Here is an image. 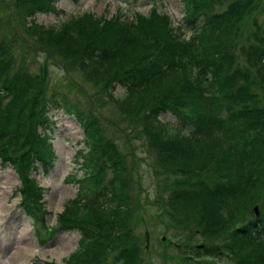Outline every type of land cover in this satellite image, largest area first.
<instances>
[{
    "label": "trees",
    "instance_id": "16d2710c",
    "mask_svg": "<svg viewBox=\"0 0 264 264\" xmlns=\"http://www.w3.org/2000/svg\"><path fill=\"white\" fill-rule=\"evenodd\" d=\"M182 1L183 14L175 25L167 13L151 7L145 15L135 12L133 18L120 9L109 18L81 11L68 24L53 29L34 17L37 13H56V0H14L31 18L26 29L37 40L27 36L29 49L24 46L25 50L39 51L46 61L34 59L37 73H28L22 65L27 66L29 57L22 55L15 66L9 43L0 39V160L15 170L21 182L18 190L23 212L44 227L42 193L29 173L35 163L43 170L51 165L45 134L51 122L48 113L52 109L64 112L79 124L84 147L75 153L80 166V176L75 179L78 192L62 206L55 225L48 230L50 235L59 229L79 232L68 264H102L112 250L116 251L114 264H134L136 249L126 239L129 222L148 203L142 202L140 207L138 201L139 207L134 206L128 164L96 113L80 108L63 92H47L53 62L65 67L76 65L88 79L101 84L107 98L125 113L137 117L142 108L147 109L139 119L158 162L170 169L202 171L210 167L218 173L214 180L221 179L223 186L211 191L214 201L203 199V189L170 190L164 203L173 214L186 219L202 203L219 202L220 213L223 210L228 222L235 223L257 202L258 214L233 231L225 249L236 256L234 264H264V97H253L255 91L264 96V43L252 60L259 78L256 88H244L243 79L240 86L253 99L249 97L244 104L240 89L233 95L221 92L223 83L235 80L226 74L231 67L225 61L226 56L231 61L226 40L260 0H229L219 10L213 8L222 0ZM52 49L64 55L63 59ZM64 73L63 78H69ZM116 85L122 93L114 97ZM181 88L186 92L180 97L182 91L176 89ZM186 109V116L191 114L192 120L182 123L175 111ZM165 111L178 119L181 127L175 126L177 131L159 123L158 116ZM225 132L229 133L226 143ZM154 195L150 203L155 206L150 208L155 211L153 216L162 217V199L156 192ZM199 214L214 220L210 232L225 229L224 213L213 217L204 209ZM205 231L200 227L201 234ZM201 252L214 256L224 253L206 245ZM211 261L203 264H216Z\"/></svg>",
    "mask_w": 264,
    "mask_h": 264
},
{
    "label": "rangeland",
    "instance_id": "374dc122",
    "mask_svg": "<svg viewBox=\"0 0 264 264\" xmlns=\"http://www.w3.org/2000/svg\"><path fill=\"white\" fill-rule=\"evenodd\" d=\"M150 1L153 2L154 11L167 13L174 25L179 22L178 19L183 14L182 0ZM228 1H220L219 4L214 5L213 9L223 8ZM54 6H56V13H37L34 17L35 21L58 29L62 23L67 22L68 24L70 18L78 15L81 11L91 12L97 17L109 18L113 12L120 8L122 13L133 18L135 12L145 15L150 7L147 0H56ZM253 7L251 12L243 16L237 30L226 40L231 52V61L227 56L225 58V61L228 62L227 66H231L226 74L228 73L235 80L233 83H223L221 88L224 95H233L236 89H240L239 94L242 95L244 104L249 97L252 99L253 97L255 99L264 97L259 95L258 91H255L253 97L246 92L248 87L255 89L259 80L255 75L252 60L264 43V40H260L264 38V0H260ZM25 15V11L18 8L14 0H0V39L7 40L9 43L10 51L15 57V66L21 56L25 55L27 58L29 57L28 64L26 67L22 65V69L28 73H37L38 63L34 62V59H39L38 62L46 60L44 54L39 51L34 49L27 53L24 48L25 46L26 49H29L26 44L27 36L32 41H37L29 36L26 27L31 18ZM11 28H14L16 32ZM53 52L59 59H63L64 55L55 50ZM50 72L52 80L47 92L50 90L63 92L80 108L96 113L102 128L119 146L118 149L128 164L127 173L131 182V185L129 182V190L135 196L134 206L141 207L142 202L148 203V205H144L146 207L143 206L141 211H136L129 222L130 235L126 239L129 241V245L136 249L134 264H203L210 263L211 260L216 264H221V262L234 264L236 256L226 252L225 247L234 237L233 231L239 228L245 220L254 216L253 205L257 204L258 207L259 204L257 202L251 204L248 209L249 214L238 219L235 223L228 222V215L222 210L221 213L225 215V229L216 232L209 231L215 226L214 220L208 219L205 215L201 216L199 212H204L205 209L215 217L218 213L221 214L218 209L219 202L202 203L186 219L173 214L170 207L164 203L170 190L178 188L184 191L190 189L198 192L203 189L206 192V197L203 199L214 201L215 195L211 191L218 190V188L220 190L223 186L221 179L214 180L218 173L210 167L202 171L196 168L181 170L175 167L170 169L161 164L142 131L139 114L144 113L147 109L142 108L137 117L120 110L115 103L107 98L102 85L88 79L83 72L81 73L77 69L76 65L67 64V67L63 65L57 67L51 64ZM63 72H67L69 78H63L65 75V73L62 74ZM242 79L244 80L243 87L248 86L245 90L240 87L243 84ZM249 80L252 82V86H250ZM176 90L182 91L180 97L186 92L182 88ZM121 93L122 89L116 85L113 96H120ZM189 94H193V91L191 90ZM155 96L157 97V95ZM181 104L176 103L175 105L180 106ZM175 112L182 118V123L192 120L191 114L186 116L189 113L187 109ZM48 114L51 122L46 128L45 134L48 136L47 142L53 157L49 159L51 168L43 170L37 165L30 170L29 177L42 193L40 200L44 205V211H46L44 225L54 226L62 206L78 192L74 180L80 176V166H78L75 153L84 145L81 142L82 134L78 123L72 116L53 109ZM158 119L159 123L165 122L168 129L172 124L178 126L176 122L178 119L168 111L161 113ZM170 131L177 130L171 128ZM223 138L226 143L229 140V133L225 132ZM74 177L75 179H73ZM18 184L19 181L14 171L7 165H0V264H47L48 261H51L52 264H62L65 258L73 255L72 251L77 246L79 232L71 229L58 230L44 241H38L37 239L40 237L36 232L44 234V227H41L42 224L38 220L36 223L31 222L30 218L20 211L17 205L18 195L13 191L18 187ZM155 192L162 199L160 204L163 211H161L162 217L152 216L149 211L150 206L152 208L155 206L150 203L155 197ZM200 227L207 232L201 234ZM176 234L179 235L178 238L175 237ZM204 245L222 249L224 254L220 256L219 253L220 257L212 254L204 255L201 252ZM115 252L112 250L102 261V264H114L112 255ZM19 256L20 258L15 260Z\"/></svg>",
    "mask_w": 264,
    "mask_h": 264
},
{
    "label": "water",
    "instance_id": "95a60500",
    "mask_svg": "<svg viewBox=\"0 0 264 264\" xmlns=\"http://www.w3.org/2000/svg\"><path fill=\"white\" fill-rule=\"evenodd\" d=\"M256 207H257V205L254 204V205H253V210L255 211V214H257ZM145 234H146V232L144 233V235H145ZM146 240H147V239H146Z\"/></svg>",
    "mask_w": 264,
    "mask_h": 264
},
{
    "label": "bare ground",
    "instance_id": "6f19581e",
    "mask_svg": "<svg viewBox=\"0 0 264 264\" xmlns=\"http://www.w3.org/2000/svg\"><path fill=\"white\" fill-rule=\"evenodd\" d=\"M19 258H20V256H19V257H16L15 260H16V259H19Z\"/></svg>",
    "mask_w": 264,
    "mask_h": 264
}]
</instances>
